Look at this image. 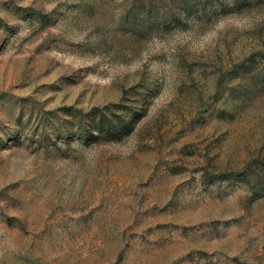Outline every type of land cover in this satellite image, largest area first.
Returning <instances> with one entry per match:
<instances>
[{
    "label": "rangeland",
    "instance_id": "rangeland-1",
    "mask_svg": "<svg viewBox=\"0 0 264 264\" xmlns=\"http://www.w3.org/2000/svg\"><path fill=\"white\" fill-rule=\"evenodd\" d=\"M246 164L264 0H0V264H264V192L204 181Z\"/></svg>",
    "mask_w": 264,
    "mask_h": 264
},
{
    "label": "trees",
    "instance_id": "trees-1",
    "mask_svg": "<svg viewBox=\"0 0 264 264\" xmlns=\"http://www.w3.org/2000/svg\"><path fill=\"white\" fill-rule=\"evenodd\" d=\"M108 111V112H107ZM80 113V114H78ZM72 118L76 119V135L79 138H95L96 135H103L105 137L114 138L122 131L128 129L131 120H125L120 115L116 114L110 107L99 109L93 108L91 112L81 114V112L72 111ZM73 121V120H72ZM70 120L62 125L59 132L61 135H68L72 133L70 127ZM257 164H246L240 170H232L230 173H225L216 176L215 178H208L204 175V181L210 182L215 179L235 178L241 181L254 182L257 184L259 191L264 192V164L258 169Z\"/></svg>",
    "mask_w": 264,
    "mask_h": 264
}]
</instances>
